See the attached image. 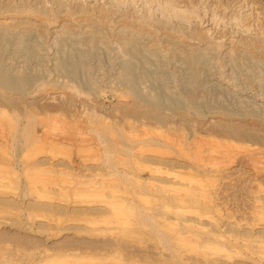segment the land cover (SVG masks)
Returning <instances> with one entry per match:
<instances>
[{"label": "rangeland", "instance_id": "1", "mask_svg": "<svg viewBox=\"0 0 264 264\" xmlns=\"http://www.w3.org/2000/svg\"><path fill=\"white\" fill-rule=\"evenodd\" d=\"M4 1L0 0V5L12 1L13 8L21 6L20 8L23 9L26 4V7H41L46 1L44 3L49 4L47 7L55 8V10L63 6L67 8L71 2L70 5L73 6L72 9L75 7V11L83 5L82 8L85 10H92L93 12L90 13L91 16L94 14V19L89 21L93 22L92 25L86 22L78 24L74 21L70 23L66 21L68 25L55 22L64 28L74 25L70 27L74 29L73 31L69 28L72 32L62 27L63 31L67 30L72 33V35L67 33L65 39L59 38L57 33L60 27L55 26V23L49 25L48 28H52L51 30L38 29L40 36L31 38L28 46L26 45L28 48L22 46V39L18 38L17 30L12 33H16L15 35L0 34V44H2L0 45V76L15 80V85L6 93L9 94L11 102L19 105L15 109L19 113L16 114L21 115L19 116L21 118L16 115L17 122H19L17 129L30 130L27 134L33 132L29 133V137H26L27 134L19 135L13 137V140L12 137L0 138V264H264V249L262 250L264 247V217H261V212L259 213L264 207V192L260 191L261 188L264 190V185H259L258 180L255 179L257 177L261 181L260 178L263 177L261 171L264 174V160H262L264 159V62L260 60L264 57V52L261 51L262 48L264 49V34H259V26L264 27V0H79V4L82 2V5H79L77 0L75 2L59 0V3L58 0H6V3ZM113 1L119 5L123 1L124 3L116 8ZM53 2L61 6L51 5ZM75 3L77 5L74 6ZM166 3L184 13L176 14V16L171 15L172 13L168 14V17L163 16L165 12L163 10L165 6L167 7ZM102 10L106 15L108 14V17L102 13L100 16ZM97 11L99 13H94ZM96 15L98 18L95 17ZM187 15H191L192 19ZM104 16L106 19H102ZM183 16L188 19H182ZM140 17L142 22L138 21ZM59 19L63 18L60 16ZM12 21L18 20L12 19ZM143 23L147 26L141 25ZM82 26H86V29L81 28ZM19 29L24 28L20 26ZM52 30H55V34ZM261 31L264 32V28ZM76 36L78 38H75ZM244 39L252 42L253 47L262 45L260 50H253L256 52L253 56L259 59L253 57L252 61L253 59L255 61L251 62L249 58H241L233 52L239 40ZM17 41L19 45H16ZM253 41L260 44L256 42L254 44ZM256 75L258 76L254 77ZM37 89L39 92L35 94L34 91ZM123 94L129 96H122ZM121 97L126 98V101ZM26 106L27 108L24 109ZM35 107L37 109L34 110ZM29 110L33 114H36L38 110L37 115H41L33 117ZM153 112H158L159 119L169 122L167 126L174 129L187 127L192 131H202L201 134L212 133L213 138L216 137L209 143L210 145L199 148L204 151L203 156L211 153L213 157L211 155L207 157L209 159L206 163H209V166L204 165L203 173L198 179L200 181L191 182L193 190H200L203 187L206 194L205 187H207L208 194L214 195L212 204L208 205L209 209L202 211L189 204L191 212L195 209L192 213L197 211L200 214H192L189 211L187 212L189 215L185 213L183 216L186 219L178 220L170 213L172 209H159L171 215L164 217L165 220L167 217H173L174 223L177 221L175 224L181 225V220L182 226L184 221L189 220L187 221L189 224L185 222L184 224L200 228L196 231L198 232L197 240L202 237L204 242L199 241L200 243L211 242L205 244V246L208 245L207 247H202L200 244L199 247L205 249L198 250V246H196L197 249L191 248L193 250H188L190 249L188 246H185L188 248L181 246L175 251L173 248V250L162 249L158 237L152 233L155 230L152 229L153 225L149 223V227L146 226L147 228L143 229L144 226L137 224L140 216L136 211L139 212L149 207L151 208L149 212L154 213L152 205L156 207L162 202V199L158 197L160 194L154 197L151 193L152 195L149 194L148 198L142 195L144 190L141 185L147 183L145 186L150 187V183L153 182L149 176L151 175L150 168L159 165L163 166L162 169L166 167L169 168L166 170L181 173L184 171L186 173L188 171L186 169H190L186 168L189 158L176 157L175 154L167 155L168 157L165 155L164 159L159 158L152 152L138 151L137 142L133 144L135 148H132V152L128 150V143L125 140L126 130L127 132L130 129L132 131L130 127L134 122L137 128L132 126L135 128L132 136L135 131L136 134H140V124L151 123L150 125H153V120L148 118ZM25 115L31 117V120H27V124ZM140 115L145 117L142 118ZM86 116L89 117L85 119ZM128 118L131 119L130 122L127 121L130 127L126 123ZM7 122L5 121L3 126L1 124L0 129L5 127L3 130L8 131L12 126L11 123L14 124V120L10 126L6 125L9 123ZM227 124L234 135H237L240 129H246L250 130L256 139H249L251 142L244 144L245 141L238 138L237 141L233 140L237 146L232 145L230 143L232 140H228L230 136H228ZM16 126H12L11 129ZM49 128H52V135ZM54 128H57L56 131ZM38 132L39 134L49 133L50 136L46 134L43 138L41 137L45 143L44 141L43 143L32 141L34 139L32 135ZM139 134L133 139L137 141ZM239 142L242 144L239 145ZM59 143L62 145L60 146ZM230 146L233 147L232 150ZM204 148L209 149L208 153L206 151L205 154ZM244 155H247L246 158ZM251 158H257L258 162H254L255 160ZM72 159L81 163L79 168L81 170H73L69 163ZM226 164L227 166H224ZM140 165H144L146 169L143 166L139 167ZM259 172L260 175L257 174ZM203 176L208 179L212 176L213 181L209 182L211 180L204 179ZM82 177L83 179H80ZM134 177H138V180ZM148 178L149 183L146 181ZM185 178H188L187 174ZM203 179L207 181L204 182ZM263 180L264 178L261 182L264 184ZM174 182L179 188L184 186L185 182V188L190 189L186 184L187 180H182L183 183L180 184L178 180ZM204 183L206 186L203 185ZM255 190L259 193L257 194ZM179 191L182 190L179 189ZM199 196V200H202ZM97 202L100 203L97 204ZM214 203L219 204L218 208L214 207ZM122 206L136 207V210L133 208L135 213L125 212ZM255 206L261 208L255 210ZM254 211L259 214H254ZM198 216L202 219L199 220ZM136 218V222H130ZM170 220L166 221L173 223V220ZM161 225L163 223H160ZM98 228L100 233L103 230L104 233L96 232ZM94 232L96 233L92 234ZM199 232L202 236H199ZM203 233H207L206 238ZM247 235L258 236L247 238ZM190 237L196 240V237L193 238L194 235ZM259 241H263L262 244H259L261 243ZM174 242L177 240L172 241L173 245ZM177 244L175 247H179L181 243ZM212 245L219 247L213 246L212 248ZM194 250H197V254H201L196 255ZM177 253L178 255H175ZM226 255L228 256L225 258ZM184 258L188 259L185 261Z\"/></svg>", "mask_w": 264, "mask_h": 264}, {"label": "bare ground", "instance_id": "2", "mask_svg": "<svg viewBox=\"0 0 264 264\" xmlns=\"http://www.w3.org/2000/svg\"><path fill=\"white\" fill-rule=\"evenodd\" d=\"M4 1V0H3ZM23 1H26V0H23ZM38 1V0H37ZM48 1V0H47ZM52 1V0H51ZM51 1H49V2H51ZM72 1H76V0H72ZM78 2V4H79V0H77ZM81 1V0H80ZM88 1V0H87ZM117 1V0H116ZM122 1V0H121ZM125 1V0H124ZM124 1H123V3H124ZM5 3H6V0L4 1ZM8 2V1H7ZM13 2H16V1H13ZM28 2V1H27ZM30 2V1H29ZM44 2H46V1H44ZM43 2V4H45V5H42L41 7H36V8H34L32 5H30V6H32V7H26L27 6V4H26V6H25V9H23V8H20L21 6V3H20V7L19 8H16L15 6H14V8H13V6L11 5V3H12V1L9 3H6V4H4V5H0V34L1 35H3V36H8V35H10V34H12L13 33V31L14 30H17L18 32H17V35H18V38L19 39H22V46H25V48L28 46V41H30L31 40V38H33L34 36L36 37V36H40L39 35V31H38V29H43V30H47V29H50V28H48L49 27V25L50 24H53V23H55V22H63V23H60V24H64V23H66L67 24V22L66 21H69L68 23H70V22H75V23H90L89 21H93L92 19H94L93 17H94V14H93V16H91L92 14L90 13V12H93L92 10H85L84 8H82V7H78L77 9H76V11L74 10L75 9V7H74V9H72L73 8V6L72 5H70L71 4V2H69L70 4H69V6H67V8H66V6L63 8V7H60V8H58V9H56L55 10V8H52V7H47V5H49V4H47V3H44ZM48 2V3H49ZM74 2H72V3H74ZM94 2V1H93ZM92 2V3H93ZM98 2V1H97ZM119 2V1H118ZM18 3V2H17ZM36 3V2H35ZM58 3H59V0H58ZM62 3V2H61ZM65 3V2H64ZM63 3V4H64ZM68 3V2H67ZM77 3H75L74 4V6L75 5H77ZM82 3V2H81ZM79 4V5H82V4ZM88 3V2H87ZM91 3V2H90ZM113 3H114V1H113ZM112 3V5H114V4H116V8H117V6H120L121 4H123V3H121L120 5L119 4H117V3H114L113 4ZM31 4V3H30ZM33 4H34V1H33ZM38 5H39V3H37ZM36 4V5H37ZM51 4V3H50ZM54 4H57V2L55 3V2H53V4H51V5H53L54 6ZM96 4V3H95ZM35 5V4H34ZM37 5V6H38ZM58 5V4H57ZM68 5V4H67ZM165 5H167V7L165 6V9L163 10V11H165L164 12V15L163 16H167L168 14H171V15H173V16H176V14H181V13H184V11H179V10H176L175 8H173V7H171L170 6V4L168 5L167 3L165 4ZM59 6H61V5H58V7ZM248 6V5H247ZM23 7V6H22ZM112 7V6H111ZM110 7V8H111ZM121 7H123V6H121ZM120 7V8H121ZM160 7V6H159ZM164 7V6H163ZM163 7H161V8H163ZM27 8V9H26ZM57 8V7H56ZM95 8V7H94ZM108 8V7H107ZM115 8V9H116ZM161 8H159V9H161ZM63 9V10H62ZM88 9H90V8H88ZM102 9V8H101ZM114 9V8H113ZM122 10H124L123 8H121ZM158 9V10H159ZM119 10V9H118ZM131 10V9H130ZM116 11V10H115ZM162 11V12H163ZM105 11H103L102 10V12H100V16H101V13H102V15H106L105 13H104ZM110 12H113L112 10H110ZM124 12V11H123ZM176 12H178V13H176ZM9 13V14H8ZM94 13H99L98 11L97 12H94ZM127 13V12H126ZM159 13H161L160 11H159ZM175 13V14H174ZM191 13V12H190ZM189 13V14H190ZM6 14H8V16L6 15ZM76 14V15H75ZM130 14V13H129ZM186 14V13H185ZM184 14V15H185ZM188 14V15H189ZM193 14V13H192ZM6 15V16H5ZM108 15V14H107ZM106 15V17H108ZM110 15H113V14H110ZM183 15V14H182ZM187 15V16H188ZM196 15V14H195ZM194 15V16H195ZM62 17L63 19L61 20V19H59V17ZM118 16V15H117ZM120 16V15H119ZM159 16V15H158ZM95 17H97V15L95 16ZM110 17V16H109ZM168 17V16H167ZM167 17H164V18H167ZM178 17H181V16H178ZM188 17H190V19H192L191 17V15L190 16H188ZM15 18H17V19H15ZM98 18V17H97ZM97 18H95V19H97ZM100 18V17H99ZM105 18V16L102 18V19H104ZM137 18V17H136ZM154 18V17H153ZM161 18H163L162 16H161ZM169 18H170V15H169ZM173 18V17H172ZM185 18V20L186 19H188L187 17H182V19H184ZM12 19L13 20H18V21H12ZM102 19H100L101 21H102ZM106 19V18H105ZM111 19V18H110ZM174 19V18H173ZM176 19H178V18H176ZM181 19V20H182ZM117 19H115V21H116ZM137 20V19H136ZM143 20H145V18L143 19ZM150 20V19H149ZM153 20V19H152ZM158 20V19H157ZM169 20V19H168ZM172 20V19H171ZM180 20V19H179ZM11 21V22H10ZM65 21V22H64ZM96 21V20H95ZM99 21V20H98ZM110 21V20H109ZM138 21H141V17H140V19L138 20ZM137 21V22H138ZM175 21V20H174ZM121 22H123V21H121ZM136 22V21H135ZM142 22V21H141ZM152 22V21H151ZM151 22H150V24H151ZM154 22V21H153ZM158 22H160V21H158ZM164 22V21H163ZM168 22V21H167ZM176 23H177V21H175ZM238 23H239V21H237ZM123 23H125V21L123 22ZM138 23H140V22H138ZM237 23V24H238ZM59 24V25H60ZM91 25L93 24V22H91L90 23ZM137 24V23H136ZM146 25V23H143V24H141V25ZM162 24V23H161ZM160 24V25H161ZM164 24V23H163ZM168 24V23H167ZM56 25H58V24H56L55 23V26ZM58 25V27H60V30L58 31V35H59V38L60 39H65L66 38V36H67V33L68 34H70L73 30L70 28L71 26H74L73 24L71 25V26H69V27H67L66 28V26H65V28L66 29H69L68 31H71V32H68L67 30H65V31H63L65 28H64V26H62V25H60L59 26ZM68 25V24H67ZM87 27L89 26L88 24H85ZM104 25V24H103ZM127 25V24H126ZM158 25V24H157ZM20 26H23V28L24 29H19V27ZM76 26H78V25H76ZM85 26V27H86ZM147 26V25H146ZM145 26V27H146ZM170 26V25H169ZM64 29H63V28ZM79 27V26H78ZM77 27V28H78ZM85 27H81V28H85ZM126 27V26H125ZM129 27H131V26H129ZM141 27H143V26H141ZM163 27V26H162ZM247 27V26H246ZM56 28V27H55ZM54 28V29H55ZM89 28H92V27H89ZM95 28L96 29H98L96 26H95ZM132 28V27H131ZM137 28V27H136ZM172 28V27H171ZM179 28H181V27H179ZM263 25H260L259 26V34H264V32L263 31H261V30H263ZM52 29V28H51ZM50 29V30H51ZM57 29V28H56ZM59 29V28H58ZM57 29V30H58ZM63 29V30H62ZM79 29V28H78ZM86 29V28H85ZM139 29V28H138ZM144 29H146V28H144ZM143 29V30H144ZM160 29V28H159ZM162 29H164V28H162ZM161 29V30H162ZM105 30V29H104ZM245 30H247V29H245ZM44 31V32H45ZM49 31V30H48ZM55 31V30H54ZM54 31L52 30V32L54 33ZM67 31V32H66ZM97 32H98V30H96ZM99 31H101V30H99ZM108 31V30H107ZM142 31V30H141ZM147 31V30H146ZM170 32H171V30H169ZM79 32H81V31H79ZM85 32H86V30H85ZM89 32H91V31H89ZM88 32V33H89ZM167 32V31H166ZM170 32H167V33H170ZM178 32V31H177ZM50 33V32H49ZM52 33V34H53ZM78 33V32H77ZM76 33V34H77ZM99 33V32H98ZM127 33V32H126ZM130 33V32H129ZM128 33V34H129ZM172 33V32H171ZM16 34V33H15ZM15 34H12V35H15ZM55 34V33H54ZM86 34V33H85ZM112 34V33H111ZM125 34V33H124ZM48 35V34H47ZM71 35H72V33H71ZM82 35V34H81ZM89 35V34H88ZM104 35H106V34H104ZM162 35V34H161ZM181 35V34H180ZM41 36H42V34H41ZM51 36V38H52V35H50ZM55 36V35H54ZM57 36V35H56ZM69 36V35H68ZM74 36V35H73ZM72 36V37H73ZM177 36V35H176ZM176 36H174V37H176ZM14 37V36H13ZM44 37V36H43ZM70 37V36H69ZM109 37V36H108ZM162 37V36H161ZM9 38V37H8ZM50 38V40H52ZM54 38H58V37H54ZM75 38H78L77 36L75 37ZM169 38V37H168ZM254 38V37H253ZM11 39V38H10ZM38 39H40V38H38ZM49 39V38H48ZM81 39V38H80ZM258 39V38H257ZM256 39V40H257ZM0 40H1V36H0ZM54 40V42H55V39H53ZM68 40V39H67ZM255 40V39H254ZM64 41V40H63ZM76 41V40H75ZM99 41H101V40H99ZM143 41V40H142ZM240 42H238V45H236L233 49V52L234 53H236L237 55H239V57H241V58H249V60H251V62H253V61H255L254 59H253V61H252V58L254 57L253 56V54L254 53H256V52H254L253 50H255V51H257V50H260L262 47H260V46H262V45H260L259 47H253L252 46V44L250 43V42H248V41H246L245 39L244 40H239ZM251 41V40H250ZM3 42V41H2ZM32 42H34V41H32ZM84 42H86V41H84ZM98 42V41H97ZM111 42V41H110ZM254 42V41H253ZM256 42V41H255ZM254 42V44H256V43H258V42H256L255 43ZM17 43H18V41H17ZM50 43V42H49ZM88 43H90V42H88ZM100 43V42H99ZM159 43V42H158ZM33 44V43H32ZM78 44V43H77ZM76 44V45H77ZM91 44V43H90ZM104 44V43H103ZM123 44H124V42H123ZM258 44H260V43H258ZM1 46H2V44H0ZM7 45V44H6ZM13 45H15V44H13ZM16 45H19V43L18 44H16ZM27 45V46H26ZM34 45V44H33ZM37 45V44H36ZM121 45V44H120ZM170 45V44H169ZM74 46H75V44H74ZM103 46V45H102ZM154 46H155V44H154ZM166 46H168V45H166ZM5 47V46H4ZM19 47V46H18ZM34 46H32V48H33ZM66 46H64V48H65ZM83 47H85V46H83ZM117 47H119L118 45H117ZM147 47V46H146ZM146 47H144V48H146ZM218 47V46H217ZM28 48V47H27ZM50 48H52V47H50ZM86 48V47H85ZM90 48V47H89ZM107 48V47H106ZM148 48V47H147ZM192 48H193V45H192ZM200 48V47H199ZM256 48V49H255ZM3 49H5V48H3ZM11 49V48H10ZM35 49H37V48H35ZM55 49V48H54ZM69 49H71L70 47H69ZM120 49V48H119ZM263 49V48H262ZM261 49V51L262 52H264V49L262 50ZM12 50V49H11ZM28 50V49H27ZM65 50V49H64ZM73 50V49H72ZM21 51V50H20ZM37 51V50H36ZM36 51L34 52V53H36ZM208 51H212V50H208ZM227 51V50H226ZM229 51H231V50H229ZM26 52V51H25ZM38 52H39V50H38ZM37 52V53H38ZM43 52V51H42ZM64 52V51H63ZM205 52V51H204ZM232 52V53H233ZM4 53H5V51H4ZM9 53V52H8ZM12 52H10V54H11ZM57 52L55 51V54H56ZM73 53V52H72ZM147 53V52H146ZM225 53V52H224ZM229 53V52H228ZM2 54H3V51H2ZM10 54H9V56H10ZM14 54V53H13ZM16 54V53H15ZM26 54V53H25ZM29 54V53H28ZM40 54V53H39ZM262 54V53H261ZM34 55V54H33ZM37 55V54H36ZM35 55V56H36ZM123 55V54H122ZM259 55V54H258ZM6 56V55H5ZM14 56V55H13ZM31 57H32V55H30ZM34 56V57H35ZM40 56V55H39ZM83 56V55H82ZM228 57L230 56V55H227ZM231 56H233L232 54H231ZM0 57H1V55H0ZM37 57V56H36ZM74 57V56H73ZM125 57V56H124ZM151 57V56H150ZM172 57V56H171ZM71 58V57H70ZM254 58H256V57H254ZM18 59V58H17ZM32 59V58H31ZM35 60H36V58H34ZM62 59H63V57H62ZM231 59V58H230ZM256 59H259V58H256ZM0 60H1V58H0ZM19 60V59H18ZM25 60H28V59H25ZM24 60V61H25ZM33 60V59H32ZM41 60V59H40ZM44 60V59H43ZM261 61H263L264 62V57L262 58L261 57V59H260ZM59 61V60H58ZM64 61V60H63ZM68 61V60H67ZM82 61V60H81ZM240 61V60H239ZM75 62V61H74ZM83 62V61H82ZM30 63V62H29ZM66 63V62H65ZM0 64H1V62H0ZM76 64V63H75ZM86 64V63H85ZM9 65V64H8ZM35 65V64H34ZM57 65V64H56ZM78 65V64H77ZM129 65V64H128ZM1 66V65H0ZM16 66V65H15ZM28 66V65H27ZM55 66V65H54ZM81 66V65H80ZM18 67V66H17ZM16 68V67H15ZM37 68V67H36ZM43 68V67H42ZM1 69V68H0ZM77 69V68H76ZM8 70V69H7ZM3 71V70H2ZM258 71H260V70H258ZM21 72V71H20ZM29 72V71H28ZM44 72V71H43ZM62 72H64V71H62ZM17 72L15 71V74H16ZM50 73V72H49ZM53 73V72H52ZM140 74V73H139ZM251 74V73H250ZM259 74V73H258ZM1 75V74H0ZM51 75V74H50ZM48 76V75H47ZM69 76V75H68ZM249 76H251V75H249ZM258 75H256V76H254V77H257ZM260 77V76H259ZM263 78V77H262ZM124 79V78H123ZM182 79V78H181ZM260 79V78H259ZM41 80V79H40ZM144 80V79H143ZM256 80V79H255ZM257 81V80H256ZM259 81V80H258ZM15 80L14 79H12V78H9V77H5V76H3V77H1L0 76V84H1V87H0V89L2 88V90L0 91V126H1V124H2V126H3V123H5V121L7 122V120H11V122H13V120H14V124L13 123H11L10 121H8L7 123L8 124H6L7 126L9 125H11L12 124V126H14V125H17L16 126V128H14L13 127V129H11L12 128V126H11V128L8 130V131H6V130H3L4 128L2 127V129H0V138H2V137H4V138H6V137H12L11 139L13 140V137H17V136H19V135H25V134H27V131H30V130H22V129H17V127H18V124L17 123H19V122H17L18 121V117L19 116H21V115H17V114H19V113H17L16 112V110L15 109H17V107H19V105L17 104V103H13V102H11V100H10V96H9V94H7L6 92H7V90H9V89H12L11 87L13 86V85H15ZM40 82V81H39ZM48 82V81H47ZM54 82V81H53ZM260 82H261V80H260ZM263 82V81H262ZM49 83V82H48ZM52 83V82H51ZM57 83V82H56ZM126 83H128V82H126ZM70 84V83H69ZM250 84V83H249ZM248 84V85H249ZM43 85H45V84H43ZM64 86V85H63ZM259 86V85H258ZM65 87V86H64ZM38 88H39V86H38ZM65 88H67V87H65ZM72 88H74V87H72ZM165 88V87H164ZM38 90V89H37ZM37 90H35L34 92H36L35 94H37L38 92H39V90L37 91ZM124 90V89H123ZM29 91V90H28ZM33 92V93H34ZM41 92V91H40ZM168 92V91H167ZM9 93V92H8ZM199 93V92H198ZM50 94V93H49ZM14 95V94H13ZM31 95H34V94H31ZM124 95H128V94H123L122 96H124ZM264 95V94H263ZM29 96V95H28ZM40 96V95H39ZM129 96V95H128ZM125 97H127V96H125ZM28 98H30V97H28ZM24 99V98H23ZM121 99H123L122 97H121ZM128 99H129V97H128ZM28 100V99H27ZM44 100V99H43ZM123 100H125L126 101V98L125 99H123ZM24 101V100H23ZM30 101V100H29ZM42 101V100H41ZM47 101V100H46ZM25 102V101H24ZM121 102V101H120ZM127 103V102H126ZM24 104V103H23ZM67 104V103H66ZM31 105V104H30ZM28 106V105H27ZM27 106L26 107H24V109L25 108H27ZM21 107V106H20ZM30 107V106H29ZM29 107H28V109H29ZM74 107V106H73ZM85 107V106H84ZM30 108H32V107H30ZM44 108V107H43ZM49 108V107H48ZM57 108H59V107H57ZM129 108V107H128ZM27 109V110H28ZM35 109H37L36 107L34 108V110ZM85 109V108H84ZM83 109V110H84ZM32 110V109H31ZM31 110H29L30 111V113H32V114H30V115H33V117H36V116H40L41 114H38L37 115V112H38V110L36 111V114H33V112L31 111ZM33 110V111H34ZM60 110V109H59ZM76 110V109H75ZM79 110V109H78ZM193 111V110H192ZM191 111V112H192ZM27 113H28V111H26ZM44 112V111H43ZM86 112V111H85ZM85 112H83L84 114H85ZM88 112V111H87ZM167 112V111H166ZM15 113V114H14ZM17 113V114H16ZM41 113V112H40ZM48 113V112H47ZM82 113V112H81ZM158 113V112H157ZM157 113H155V112H153L152 114H150L149 116H148V118H151L152 120H153V125H150V124H148V123H143L142 125L140 124L139 126H140V134L139 133H137V134H139L140 135V137H139V139H137V141L136 140H134L133 138L135 137H138V135L136 134V131H135V133H133V136H132V132H133V130L135 129V128H137V127H135V123L133 124V123H131V125L133 126V127H135V128H133L132 126L130 127L129 126V122L131 121V119L130 118H128V120H126V123H127V121H129L127 124V126H129L130 128H132L133 130L132 131H130L129 129V132H127V130H126V133L127 134H125L126 136H125V140H126V142L128 143L127 144V148H128V150L130 151V152H132L133 151V149L132 148H135V147H133V144L134 143H136L137 142V144H138V146L139 147H137V148H139L138 149V151H142V152H152V153H154L155 155H158V156H156V157H159V158H163V157H166L167 155H171V154H175V156L176 157H184V158H189L188 159V166L186 167V168H190V169H186V170H188L186 173H185V171L183 172V173H181V172H178V171H169V170H166V169H169V168H166V167H164L163 169L161 168V167H163V166H159V165H155V167L154 168H150L151 170V175H149L150 176V179H152L153 180V182H152V184L150 183V187L149 186H145L144 185V183L141 185L142 186V189L144 190V192L142 193V195H144V196H146L147 198H148V196H149V194H151V193H153L154 194V197L155 196H157V195H159L160 194V196H158L159 197V199H162V202H165V203H162V202H160L161 204L159 205H157L156 206V204H155V206L156 207H153L154 205H152V208H154L152 211H155L154 213H150L149 211H151V208H149V207H147L145 210L144 209H142V208H140V209H142L141 211H136L137 212V214L140 216L139 217V222H137V224L138 225H142V226H144V227H142L143 229L147 226V227H149V223H150V225H153V227H152V229H155L154 230V232H152V233H155V236L156 237H158V239H159V242L161 243V246H162V249L164 248V249H167V250H173L174 249V251L175 250H179L180 249V247L181 246H184V248H188V247H190V249H188V250H193L194 248H196L197 249V247L196 246H198V250H202V249H205V248H202L203 246L204 247H207V246H205V244H208V243H211V242H206V243H203L204 241H203V239H201L202 237H200V239H198L197 240V236H198V232H196L197 231V228L198 227H196V226H194L195 228H193V227H191L192 225L190 224V225H187V224H184V222L185 223H188L189 222V220H187V221H184L186 218L185 217H183V216H185L184 214L185 213H187V212H191V209L189 208L190 207V205L189 204H191L193 207H195V208H200L202 211H204V210H207V209H209L208 208V205L212 202V198L214 199V195L212 196L211 194H208V188L207 187H205L206 185H205V183L203 184V185H205L204 187H205V189L207 190V193L205 194V192H204V188L203 187H201L202 189H200V190H193L192 188H191V182L192 181H195V180H198V179H200V177H201V173H203L202 171H203V167H204V165H205V167H206V164H208V166H209V163H206V161L209 159V158H207L208 156H210L211 155V153H209L210 155H204L203 156V152L204 151H202L201 149H199V148H201V147H203V146H208V145H210L209 143H211L215 138H213V134L211 133V134H201L200 132H202V131H192V130H189L187 127H184V128H181V129H174V128H172V127H169V126H167V123L168 124H170L169 122H164V121H161L160 119H159V117H158V115H157ZM12 114H14V115H12ZM43 114V113H42ZM79 114V113H78ZM89 114V113H88ZM189 114H191L190 112H189ZM11 115H12V117L13 116H15L16 117V115L18 116V117H16L15 119H13L12 117H11ZM30 115H25L26 117H27V119L25 120V122H26V124H27V120H29L31 117H30ZM79 115H81V114H79ZM28 116H29V118H28ZM72 116V115H71ZM75 116H77V115H75ZM142 118H144L145 116H143V115H140ZM25 117V118H26ZM32 117V118H33ZM79 117H81V116H79ZM83 117V116H82ZM87 117H89V116H86L85 117V119L87 118ZM19 118H21V117H19ZM36 120H38L37 118H35ZM221 119V118H220ZM248 119V118H247ZM24 120V119H23ZM31 120V119H30ZM33 120H34V118H33ZM32 120V121H33ZM152 120H150V121H152ZM71 121H73V119H71ZM86 121V120H85ZM88 121H90L89 119H88ZM134 121V120H133ZM248 121V120H247ZM31 122V121H30ZM87 122V121H86ZM86 122H84V123H86ZM143 122V121H142ZM206 122V121H205ZM11 123V124H10ZM76 123V122H75ZM229 123V122H228ZM22 124V123H21ZM25 124V123H24ZM40 124V123H39ZM194 124V123H193ZM139 126H138V128H139ZM199 126V125H198ZM23 127H25V125L23 126ZM179 127H181V126H179ZM19 128V127H18ZM47 128V127H46ZM128 128V127H127ZM226 128H230V126H229V124H227L226 125ZM25 129V128H24ZM43 129H44V127H43ZM50 129V128H49ZM48 129V130H49ZM55 129V128H54ZM53 129V130H54ZM57 129V128H56ZM56 129H55V131H56ZM72 129V128H71ZM70 129V130H71ZM45 130V129H44ZM47 130V129H46ZM47 130V131H48ZM51 130V135H52V128L50 129ZM60 130V129H59ZM74 130H75V128H74ZM199 130V129H198ZM209 131V130H208ZM229 131V135L228 136H230L229 137V139L228 140H239L238 138H242L244 141H245V143L244 144H248L247 142H251V140H255L256 139V137L254 136V134L250 131V130H246V129H240L239 131H238V133H237V135H234V133H232V132H230V129L228 130ZM36 132V131H35ZM34 132V133H35ZM46 132V131H45ZM74 132H76V131H74ZM30 133V132H29ZM29 133L27 134V136L26 137H29L28 135H29ZM31 133H33V132H31ZM30 133V134H31ZM49 133H50V131H49ZM49 133H46V134H48V136H50L49 135ZM78 133V132H77ZM128 133H129V135H128ZM205 133V132H204ZM37 134H39V132L37 133ZM35 135V134H33L32 135V138H34V139H32V141L34 142H36L37 141V143L38 142H42V141H44L42 138H43V136H45L46 134H44V133H40L39 135ZM65 134H66V132H65ZM68 134V133H67ZM74 134V133H73ZM134 134H136L135 136H134ZM35 135V136H34ZM62 135V134H61ZM69 135V134H68ZM67 135V136H68ZM80 135V134H79ZM34 136V137H33ZM22 137V136H21ZM42 137V138H41ZM31 138V137H30ZM45 138V137H44ZM56 138V137H55ZM46 139V138H45ZM51 139V138H50ZM54 139V138H53ZM52 139V140H53ZM220 139V138H219ZM249 139H251V140H249ZM14 140H15V138H14ZM26 140V139H25ZM47 140V139H46ZM57 140V139H56ZM30 141H31V139H30ZM63 141V140H62ZM218 141V140H217ZM225 141V140H224ZM230 142V143H232V145L234 144V142L235 141H233V142ZM34 142V143H35ZM54 142H55V140H54ZM58 142V141H57ZM65 142V141H64ZM222 142V141H221ZM43 143V142H42ZM41 143V144H42ZM44 143H45V141H44ZM63 143V142H62ZM214 143H216V142H214ZM227 143V142H226ZM237 143V142H236ZM40 144V145H41ZM58 144V143H57ZM239 145L240 144H242V143H238ZM251 144V143H250ZM35 145V144H34ZM44 145V144H43ZM59 145H60V143H59ZM62 145V144H61ZM60 145V146H61ZM65 145V144H64ZM226 145V144H225ZM224 145V146H225ZM228 145V144H227ZM234 145H236V144H234ZM239 145H238V147H239ZM66 146V145H65ZM64 146V147H65ZM237 146V145H236ZM246 146V145H245ZM248 146V145H247ZM13 147V146H12ZM211 147H216V146H211ZM229 147V146H228ZM243 147V146H242ZM250 147V146H249ZM55 148V147H54ZM59 148V147H58ZM206 148V147H205ZM205 148L203 149V150H205ZM230 148H231V146H230ZM264 148V147H263ZM233 149V147L231 148V150ZM236 149H239V148H236ZM241 149H246V148H241ZM259 149V148H258ZM199 150V151H198ZM208 148H207V150H205V154H206V151H207V153H208ZM223 150H225V149H223ZM227 150H228V152H230V149H228L227 148ZM264 150V149H263ZM201 151V152H200ZM239 151V150H238ZM245 151V150H244ZM247 151V150H246ZM209 152H211V151H209ZM223 152V151H222ZM226 152V151H225ZM250 152V151H249ZM227 153V152H226ZM256 153V152H255ZM260 153H262V152H260ZM225 154V153H224ZM228 154V153H227ZM249 154V153H248ZM254 154V153H253ZM258 154V153H257ZM146 155V154H145ZM166 155V156H165ZM229 155V154H228ZM235 155V154H234ZM212 156V155H211ZM236 156V155H235ZM245 156V155H244ZM247 156V155H246ZM246 156H245V158H246ZM249 156H250V154H249ZM262 156V155H261ZM261 156H259V157H261ZM70 157V156H69ZM153 157V156H152ZM168 157V156H167ZM213 157V156H212ZM223 157V156H222ZM251 157H255V156H251ZM257 157V156H256ZM263 157V156H262ZM180 158V159H181ZM207 158V159H206ZM243 158V157H242ZM69 159H71V158H69ZM68 159V160H69ZM164 159V158H163ZM175 159H177V158H175ZM236 159V158H235ZM251 159H253V160H255L254 162H256L257 160V158H251ZM251 159H249V161H253V160H251ZM259 159H261V158H259ZM67 160V161H68ZM172 160V159H171ZM184 160V159H183ZM186 160V159H185ZM231 160V159H230ZM262 160H264V159H262ZM66 161V160H65ZM210 161V160H209ZM232 161V160H231ZM230 161V162H231ZM235 161V160H234ZM104 162V161H103ZM149 162V161H148ZM208 162V161H207ZM211 162H212V160H211ZM214 162V161H213ZM222 162H224V161H222ZM258 162V161H257ZM69 163H70V165H71V167L73 168V170H75V171H77L79 168H80V166H81V163L79 164L77 161H75V160H70L69 161ZM170 163V162H169ZM216 163H218L219 164V162H216ZM248 163V162H247ZM67 164V163H66ZM104 164V163H103ZM145 164H147V163H145ZM222 164V163H221ZM227 164H229V163H227ZM227 164L226 165H224V166H227ZM234 164V163H233ZM251 164H252V162H251ZM108 165V164H107ZM106 165V166H107ZM150 165V164H149ZM249 166H250V163L248 164ZM257 166H258V164H256ZM255 165V166H256ZM259 165H261V164H259ZM143 166V168L144 169H146V167H144V165H140L139 167H142ZM168 166H170V165H168ZM212 166H213V164H212ZM231 166V165H230ZM254 166V165H253ZM70 167V166H69ZM148 167V166H147ZM152 167V166H151ZM106 168V167H105ZM108 168H110L109 167V165H108ZM173 168V167H172ZM219 168V167H218ZM139 169H141V168H139ZM148 169H149V167H148ZM182 169V168H181ZM254 169V168H253ZM258 169V168H257ZM257 169H255V170H257ZM260 169V168H259ZM60 170H62V169H60ZM72 170V171H73ZM79 170H81V169H79ZM143 170V169H142ZM141 170V171H142ZM175 170V169H174ZM217 170V169H216ZM219 170H220V168H219ZM70 171V170H69ZM68 171V172H69ZM139 171V170H138ZM223 171V170H222ZM62 172V171H61ZM191 172H195V173H192L191 174ZM262 172V175H263V177L262 178H264V174H263V171H261ZM58 173H60L59 171H58ZM73 173V172H72ZM71 173V174H72ZM80 173V172H79ZM78 173V174H79ZM187 174V176H188V178H185V174ZM218 173V172H217ZM234 173V172H233ZM256 173V172H255ZM66 174H68V173H66ZM82 174V173H81ZM209 174V173H208ZM232 174V173H231ZM254 174V173H253ZM257 174H259L260 175V172L259 173H257ZM85 175V174H84ZM93 175V174H92ZM91 175V176H92ZM243 175V174H242ZM261 175V176H262ZM73 176H75V175H73ZM82 176V175H81ZM108 176V175H107ZM227 176V175H226ZM258 176V175H257ZM204 177V179L206 178V176H203ZM207 177H209L208 175H207ZM222 177V176H221ZM259 177V176H258ZM135 179H137L138 177H134ZM141 178V177H140ZM231 178V177H230ZM260 178V177H259ZM262 178H260L261 179V181H262ZM80 179H83V177L82 178H80ZM204 179H203V181H204ZM206 179H208V178H206ZM212 179V176H211V178L210 179H208V180H211ZM225 179H227V177L225 178ZM252 179V178H251ZM256 180H258V184L259 185H264L263 184V182H261V181H259V179H257V177L255 178ZM85 180V179H84ZM138 180V179H137ZM149 180V178L148 179H146V181H148ZM177 181L178 180V183L180 184V183H183V182H181L182 180L184 181V180H187V182H186V184L190 187V189H186L185 188V182L183 183V185L184 186H180L181 188H179L178 186H176V185H178V184H175V182L174 181ZM221 180V179H220ZM82 181V180H81ZM89 181V180H88ZM140 181H142V180H140ZM200 180H198V181H196V182H199ZM207 181V180H206ZM206 181H204V182H206ZM213 180H211V181H209V182H212ZM230 181V180H229ZM243 181V180H242ZM264 181V180H263ZM215 182V181H214ZM218 182V181H217ZM216 182V183H217ZM252 182V181H251ZM255 182V181H254ZM254 182H253V184H254ZM82 183V182H81ZM93 183V182H92ZM148 183H149V181H148ZM234 183V182H233ZM260 183H262V184H260ZM82 184H84V183H82ZM171 184H173V185H171ZM206 184H208V183H206ZM212 184H214V183H212ZM212 184H210V186L212 185ZM252 184V183H251ZM256 184V183H255ZM149 185V184H148ZM215 185V184H214ZM230 185V184H229ZM92 186H93V184H92ZM173 188H172V187ZM187 186V187H188ZM257 186V185H256ZM166 187H169V188H166ZM172 189H171V188ZM178 187V188H177ZM214 187V186H213ZM230 187V186H229ZM258 187V186H257ZM263 187V186H262ZM148 188V189H147ZM258 188H261V187H258ZM179 189H181L182 191H179ZM183 189H185V190H183ZM214 190V189H213ZM236 190V189H235ZM260 189H258V191H259ZM245 191V190H244ZM251 191V190H250ZM256 191V190H255ZM258 191H256V193L258 194L259 192ZM260 191H263L264 192V190H262V188H261V190ZM65 193V192H64ZM171 193V194H170ZM205 195H204V194ZM66 194V193H65ZM64 194V195H65ZM208 194V195H207ZM216 194V193H215ZM247 194V193H246ZM152 195V194H151ZM199 195H203V196H205V197H202V196H199ZM207 195V196H206ZM240 195H242V194H240ZM245 195V194H244ZM254 195V194H253ZM198 196L199 197H201L202 198V200H199V198H198ZM221 196V195H220ZM208 197H210V199H207ZM240 197V196H239ZM254 197V196H253ZM203 198L205 199V200H203ZM218 198V197H217ZM217 198H215V199H217ZM240 198H242V197H240ZM250 198V197H249ZM150 199V198H149ZM155 199V198H154ZM257 199V198H256ZM263 199V198H262ZM157 200V199H156ZM221 200H223V199H221ZM255 200V199H254ZM252 201V200H251ZM255 201H258V200H255ZM262 201V200H261ZM154 202V201H153ZM216 202V201H215ZM221 202V201H220ZM219 202V203H220ZM259 202V201H258ZM37 203V202H36ZM39 203V202H38ZM96 203V202H95ZM100 202H97V204H99ZM257 203V202H256ZM84 204V203H83ZM89 204V203H88ZM105 204V203H104ZM212 204V203H211ZM241 204H243L244 205V203H241ZM214 205V207L216 206L217 208H218V206L217 205H219V204H213ZM223 205H225V204H223ZM256 205V204H255ZM259 205V204H258ZM257 205V206H258ZM261 205H262V203H261ZM103 206V205H102ZM221 206V205H220ZM252 206V205H251ZM264 206V205H263ZM107 207V206H106ZM123 207V209L125 210V212H129V213H135V210H136V207H133V208H131V207H129V206H122ZM238 208H239V206H237ZM256 207V206H255ZM254 207V208H255ZM139 208V207H138ZM237 208V209H238ZM241 208V207H240ZM257 208H261V207H256V209L255 210H257ZM84 209V208H83ZM159 209H163V210H171V212L170 211H168V212H170L171 214H173L172 216H174V218L175 219H181V218H185L183 221V226H182V222H181V220H180V223H181V225H179L178 223L177 224H175L174 223V220L172 219V218H169V217H167L166 218V220L168 219V221H169V219H171V220H173V223L171 222H168V221H166L165 220V218L164 217H166V216H171V215H168V213H166V211L164 212H161ZM263 210V212L260 210L259 211V213L261 212V217H264V207L262 208ZM108 210V209H107ZM218 210V209H217ZM254 210V209H253ZM199 211V210H198ZM85 212V211H84ZM100 212V211H99ZM192 212H195V209H194V211H192ZM191 212V213H192ZM207 212V211H206ZM220 212V211H219ZM196 213H197V215H198V213L199 212H197L196 211ZM196 213H192V214H196ZM259 213H256V211H254V214H259ZM263 213V214H262ZM80 214V213H79ZM78 214V215H79ZM188 215H189V213H187ZM200 214V213H199ZM205 214V213H204ZM225 214V213H224ZM125 215H127V214H125ZM152 215V216H151ZM191 215V214H190ZM207 215V214H206ZM223 215V214H222ZM259 215V216H260ZM129 216V215H128ZM253 216H255V215H253ZM84 217V216H83ZM86 217V216H85ZM130 217V216H129ZM188 217V216H187ZM199 218V220H200V218L202 219V217H200V216H198ZM203 217H204V215H203ZM240 217V216H239ZM246 217V216H245ZM255 217H257V216H255ZM260 217V218H261ZM79 218H81V217H79ZM156 218H158V219H156ZM194 218V217H193ZM93 219H95V218H93ZM152 219V220H151ZM160 219H161V221H160ZM163 219V220H162ZM233 219H235V218H233ZM257 219H259L258 217H257ZM256 219V220H257ZM150 220H151V222H150ZM170 220V221H171ZM195 220V219H194ZM232 220V219H231ZM237 220V219H236ZM235 220V221H236ZM240 220V219H239ZM255 220V219H254ZM259 220H261V219H259ZM258 220V221H259ZM262 220H263V218H262ZM88 220H86V222H87ZM128 221H130V219L128 220ZM137 221V218L135 219V220H133V221H130V222H136ZM153 221V222H152ZM166 221V222H165ZM196 221V220H195ZM240 221H242V220H240ZM251 221H253V220H251ZM89 222H91V221H89ZM198 222V221H197ZM217 222V221H216ZM254 222V221H253ZM95 223V222H94ZM160 223L162 224L163 223V225H161L160 226ZM230 223V222H229ZM239 223V222H238ZM249 223V222H248ZM256 223V222H255ZM258 223V222H257ZM89 224H92V223H89ZM189 224V223H188ZM201 224V223H200ZM252 224H254V223H252ZM127 225V224H126ZM128 225H129V223H128ZM194 225V224H193ZM256 225V224H255ZM203 226V225H202ZM220 226V225H219ZM146 227V228H147ZM200 227V226H199ZM223 227V226H222ZM238 227V226H237ZM240 227V226H239ZM202 228V227H201ZM248 228H249V226H248ZM91 229V228H90ZM95 229H97V228H95ZM198 229H200V228H198ZM203 229H205V228H203ZM223 229V228H222ZM221 229V230H222ZM190 230V231H189ZM202 230V229H201ZM229 230H231V229H229ZM93 231H95V230H93ZM126 231V230H125ZM250 231V230H249ZM96 232H99V228H98V231L96 230ZM96 232H94V233H92V234H95ZM204 232V231H203ZM208 232V231H207ZM210 232V231H209ZM100 233V232H99ZM102 233H104V230L102 231ZM102 233H100V234H102ZM109 233V232H108ZM108 233H106V234H108ZM192 233H195V234H192ZM216 233V232H215ZM247 233H249V232H247ZM98 234V233H97ZM99 234V235H100ZM110 234V233H109ZM204 234V233H203ZM205 234H207V233H205ZM205 234H204V236H205ZM220 234V233H219ZM260 234V233H259ZM105 235V234H104ZM191 235H194V237L193 238H195L196 240H197V242H198V245H197V243H196V240H193L190 236ZM213 235V234H212ZM222 235V234H221ZM199 236H202V235H200V232H199ZM207 236H211V235H207ZM214 236V235H213ZM215 236L216 237H218L217 236V234H215ZM249 236V237H248ZM257 237L258 235H247V238H253V237ZM241 237V236H240ZM204 238H206V236L204 237ZM216 239V238H215ZM214 239V240H215ZM237 239V238H236ZM241 239V238H240ZM152 240V239H151ZM175 240H177V242H174V245L172 244V241H175ZM214 240H213V242H214ZM235 240V239H234ZM243 240V239H242ZM246 240H248V239H246ZM246 240H244V241H246ZM253 240H255V239H253ZM201 241H203L202 243H200ZM233 241V240H232ZM237 241V240H236ZM178 242H180L181 244H180V246L179 247H175L176 246V244L178 243ZM259 242H261V243H259V244H262V242L263 241H259ZM216 243V242H215ZM240 243H241V241H240ZM194 244H196V245H194ZM200 244H202L201 246V248L199 247L200 246ZM235 244V243H234ZM244 244V243H243ZM250 244V243H249ZM255 244V243H254ZM258 244V243H257ZM178 245V244H177ZM233 245V244H232ZM264 245V244H263ZM155 246V245H154ZM175 248H174V247ZM185 246H188V247H185ZM213 246H215V245H212V248H213ZM216 246H218V245H216ZM215 246V248H217ZM228 246H231V245H228ZM194 247V248H193ZM209 247H211V245H209ZM219 247V246H218ZM225 247V246H224ZM249 247H251V246H249ZM261 247V246H260ZM173 248V249H172ZM191 248H193V249H191ZM259 248V247H258ZM222 249V248H221ZM225 249V248H224ZM237 249V248H236ZM251 250H252V248H250ZM260 249V248H259ZM264 249V247L262 248V250ZM218 250V249H217ZM261 250V251H262ZM196 251V255H198L199 256V254H201V253H199V254H197V250H194V252ZM218 251H220V250H218ZM171 252H173V251H171ZM181 253L180 254H182V251H180ZM202 252V251H201ZM262 253V252H261ZM156 254V253H155ZM179 254V255H180ZM203 254V253H202ZM161 255V254H160ZM175 255H178V253L177 254H175ZM205 255V254H204ZM208 255V254H207ZM206 255V256H207ZM218 255H220V254H218ZM157 256H158V254H157ZM228 255H226V256H224L225 258L227 257ZM176 257V256H175ZM182 257V256H181ZM180 257V258H181ZM209 257V256H208ZM162 258V257H161ZM177 258V257H176ZM222 258V257H221ZM224 258V259H225ZM230 258V257H229ZM163 259V258H162ZM188 259V258H187ZM186 258H184V260L186 261L187 260ZM201 259H203V258H201ZM213 259V258H212ZM217 259H219V258H217ZM178 260H181V259H178ZM205 260H206V257H205ZM215 260V259H214ZM220 260V259H219ZM223 260V259H222ZM166 261V260H165ZM212 261V260H211ZM155 262H157V261H155ZM213 262V261H212ZM153 263V262H152ZM160 263H161V261H160ZM165 263V262H164ZM185 263V262H184ZM202 263V262H201ZM221 263V262H220ZM194 264V263H193ZM209 264V263H208Z\"/></svg>", "mask_w": 264, "mask_h": 264}]
</instances>
